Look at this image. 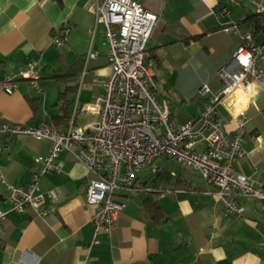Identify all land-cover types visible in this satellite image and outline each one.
I'll return each instance as SVG.
<instances>
[{"label":"crops","instance_id":"0c3cea01","mask_svg":"<svg viewBox=\"0 0 264 264\" xmlns=\"http://www.w3.org/2000/svg\"><path fill=\"white\" fill-rule=\"evenodd\" d=\"M98 1L0 0V81L33 61L41 77L56 65L58 48L63 47L68 61L76 55L85 56L81 81L87 79L92 86V101L106 79L98 69L108 65L109 49L104 25L96 21ZM135 1L157 16L147 42L156 58L155 97L167 101L174 126L181 125L174 118V106L180 109L179 103L191 114L186 115L185 122L195 120L203 102L199 87L207 84L214 91L220 86L217 71L230 63L239 43L236 36L221 29L228 17L220 15L219 10L226 7L230 19L247 29L244 19L259 9L252 0ZM258 15L264 24V7ZM168 23H175V30L166 29ZM62 27L69 32L63 46L57 47L52 39ZM262 34L255 38L260 39ZM166 75L175 94L168 93L172 90L165 86ZM43 93L28 79L16 80L12 93H6L0 85V123L35 126L44 121L52 112L40 104ZM240 96L243 98L235 105ZM244 100L248 103L242 107ZM217 110L229 133L235 130L240 113L246 115L241 142L246 154L237 169L264 185V86L252 79L244 91L237 90L221 101ZM48 151L46 140L0 133V208L7 211L0 225V264H264L258 246L264 236L263 205L236 196L245 207L244 213L227 216L212 185L197 170L168 158L174 167L165 157L153 161V166L161 168L164 175L175 173L176 179L163 178V185L171 191L147 192L168 219L161 226L143 217V192L121 194L117 199L124 207L115 228L110 237L99 235L100 244L93 245L95 207L86 202L85 196V183L92 174L83 162L66 152L57 159L60 171L39 179L40 190L45 193L40 207L44 215H36L30 206L24 212L12 210L8 186L27 185L34 171V157Z\"/></svg>","mask_w":264,"mask_h":264},{"label":"built area","instance_id":"2783aa9c","mask_svg":"<svg viewBox=\"0 0 264 264\" xmlns=\"http://www.w3.org/2000/svg\"><path fill=\"white\" fill-rule=\"evenodd\" d=\"M259 10L264 0H252ZM96 21L104 25V36L109 45L106 53L112 74L102 83V91L83 105L86 115L95 116L87 124H76L75 117L60 129L41 121L35 126L0 123L4 135L23 134L49 143L47 154L36 155L34 171L27 185H9L8 200L11 209L24 212L27 206L43 216L40 207L45 193L40 190L39 179L46 173L59 172L57 162L61 152L85 164L92 177L85 183L86 202L95 207L93 245L100 244L99 235L110 237L124 203L117 199L121 194H137L135 184L145 170L154 173L158 168L153 161L166 157L197 170L214 190L225 215L244 213L245 207L236 196L259 201L264 207V185L240 173L237 163L245 156L242 145L246 115L241 112L237 126L228 132L224 117L217 105L237 90L244 91L252 79L264 86V33L256 39L251 31L240 30L232 21L222 26L224 32L239 40L230 63L217 74L220 86L211 91L202 84L198 93L203 102L195 120L176 127L170 121L167 101L154 94L155 71L153 62L146 61V45L157 16L135 0H101L96 6ZM222 15H230L226 7ZM69 28L62 27L52 42L63 46ZM94 57V54H90ZM246 58V62H242ZM36 62L8 73L0 81L6 93H12L16 80L28 79L38 92L40 75ZM243 96V95H242ZM243 97L235 101V105ZM78 101H75V105ZM181 190H176L179 192ZM7 211L0 208V225ZM258 246L264 254V236Z\"/></svg>","mask_w":264,"mask_h":264},{"label":"trees","instance_id":"16d2710c","mask_svg":"<svg viewBox=\"0 0 264 264\" xmlns=\"http://www.w3.org/2000/svg\"><path fill=\"white\" fill-rule=\"evenodd\" d=\"M221 10V9H220ZM219 10V13H220ZM229 11V10H228ZM258 12L252 16H248L246 19H244L243 22H245L247 29H242L243 27L240 26L239 22L233 21L230 19V15L225 14L220 15L227 16L228 20L223 22L222 26L228 24L229 21H232L236 23L240 30H249L255 37L258 33H264V24L261 20V16H259L260 10H257ZM177 25L175 23H168L166 24V29L172 30V28L175 30V27ZM221 26V29H222ZM148 45V43H147ZM146 45V61H152L153 66L155 68L156 66V58L154 54L151 52V50ZM55 66L57 68V73L52 74V72H48L46 74L41 75V79H53L54 81L58 80H65L66 83L64 84V87L60 89L58 93V97L56 102L54 103V106L58 108V111L55 113H51V115L45 116L44 122L50 125H53L54 127L60 129L63 126H67L69 122L71 121L72 117H75L73 113H77L79 108L78 105L74 106L75 100L78 99L77 92L79 88L78 80L79 76H81L82 72L84 71L85 64H86V58L84 55H76L71 60L65 59V53L63 51H60V53L57 55L55 60ZM155 71V70H154ZM73 94L72 96H69V93ZM73 107V108H71ZM73 109V110H71ZM37 112L38 108L35 109ZM41 117V116H40ZM76 121V119H75ZM168 159V158H167ZM161 168H159L154 173H150L147 170V173L143 177H139L136 179L135 184L138 188H141L139 191L140 193L143 192L144 196H142V200L140 201L143 205L141 208L143 217L147 219L149 218L150 223L155 224L156 226H161L164 223L167 222V217L164 214L163 209L159 205V203L154 200L152 197L148 195L147 192L151 193H164V192H170V188H166L163 185L164 179L170 177H175V173L173 172H165V175L163 171H160ZM167 173V174H166ZM176 179V177H175ZM179 189V188H176ZM175 189V190H176ZM146 194H145V193ZM134 195V194H133Z\"/></svg>","mask_w":264,"mask_h":264},{"label":"rangeland","instance_id":"374dc122","mask_svg":"<svg viewBox=\"0 0 264 264\" xmlns=\"http://www.w3.org/2000/svg\"><path fill=\"white\" fill-rule=\"evenodd\" d=\"M62 49H63V47L58 48V51H61ZM46 68H48V66ZM156 71L160 72L157 69H156ZM48 72H52V74H55L58 71H57L56 66L53 65V69L51 71H49V69H46L44 73H48ZM98 72L101 75H103L104 77L108 78L112 74V69H111V66L108 64L107 66L98 69ZM81 78H82V75L79 76V80L77 81L79 84V87H81L80 91H79V104L80 105H82L86 102H89L92 98V93H94V90H93L92 86L90 85V83L88 82V80L83 79L81 81ZM164 82H165L166 88L169 90H172V91H168V93L169 94H172V93L175 94L176 90H174V85H172L168 81L167 75L164 76ZM65 83H66V81L63 79L58 80V81H54L53 79L51 80L48 78L42 79L40 81V86L43 89L44 93H43V95L41 94V96H40V104L43 103V106L53 113L57 112L58 108L55 106L53 107V105L57 100L58 93H59L60 89H62L64 87ZM68 93H69V96L73 95L70 92H68ZM179 106H181L180 109L177 108L176 106H174L175 121H178L179 124L181 123V125L177 126V127H181L184 125L183 123L185 122L186 118H188V117H186V115H188V114L191 115L190 112L187 110V108L184 105L179 103ZM71 108H73V107H71ZM176 108H177V110H176ZM71 110H73V109H71ZM73 114H74L75 119H76V124H87V123L92 122L93 119L96 118L95 116L86 115L85 111L83 109L78 110L77 113H73ZM190 118L192 119L191 116H190ZM171 120L173 121V119H171ZM158 158L164 159L163 157H158ZM158 158H156V159H158ZM164 160H169V159H164ZM169 161L170 162L168 164H170V165L174 164L173 162H171V160H169ZM172 166L176 167V165H172ZM139 194H141V193H139ZM141 200H142V198H141Z\"/></svg>","mask_w":264,"mask_h":264},{"label":"clouds","instance_id":"9594fccd","mask_svg":"<svg viewBox=\"0 0 264 264\" xmlns=\"http://www.w3.org/2000/svg\"><path fill=\"white\" fill-rule=\"evenodd\" d=\"M242 62H246V58H245L244 60H242ZM247 103H248L247 100L242 101V107H243V106H246ZM238 111H239V109H238Z\"/></svg>","mask_w":264,"mask_h":264}]
</instances>
